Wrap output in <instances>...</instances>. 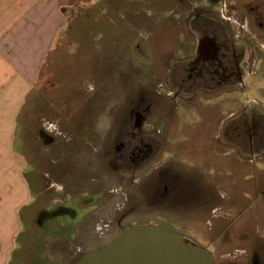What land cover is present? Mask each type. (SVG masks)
Masks as SVG:
<instances>
[{
	"label": "rangeland",
	"instance_id": "obj_1",
	"mask_svg": "<svg viewBox=\"0 0 264 264\" xmlns=\"http://www.w3.org/2000/svg\"><path fill=\"white\" fill-rule=\"evenodd\" d=\"M223 1L98 0L69 9L15 127L11 146L24 162L28 193L18 209L21 227L10 264L17 258V264H82L120 235L113 224L118 219L187 237L206 249L210 264H249L254 252L264 264V157L253 161L248 146L239 148L225 128L244 114L246 98L264 103L258 63L249 66L254 73L244 88L195 91L143 125L151 127L158 150L136 176L168 160L195 175L211 199L199 197L177 211L141 208L123 215L131 188L121 178L126 173L109 161L111 133L126 102L148 90L170 93L171 67L192 56L198 24L211 18L233 30L250 55L259 54L253 48L261 45L262 30L244 5L261 0ZM14 181L2 185L10 191Z\"/></svg>",
	"mask_w": 264,
	"mask_h": 264
},
{
	"label": "flooded vegetation",
	"instance_id": "obj_2",
	"mask_svg": "<svg viewBox=\"0 0 264 264\" xmlns=\"http://www.w3.org/2000/svg\"><path fill=\"white\" fill-rule=\"evenodd\" d=\"M244 10L249 21L259 30L264 29L263 15L257 4L246 3ZM215 23L210 18L197 25L192 56L185 61L174 63L171 67L172 72L167 79L170 93L160 96L156 92L151 94L152 92L148 90L137 101L134 97L129 98L122 112L121 121L112 130L109 161L115 171L122 169L126 173L121 175V178L126 177L133 195V199L130 197L131 194L124 199L128 208L123 215L134 213L141 208L177 211L195 205V199L199 197H206L207 200L212 198L210 193H206L204 188L199 186L195 175L181 170L168 160L169 164H164L163 160L162 164L145 175L136 176L135 171L150 162L154 151L158 150V145L153 147L150 138L151 127L143 126L153 112L165 116L176 99H190L198 90L213 93L222 89L242 88L244 70H250L249 66H254L264 57L261 46L253 48L259 53L254 57L250 55L252 49L247 52L246 43L236 41L233 30L228 32ZM227 122L229 124L225 128L230 131L233 140H238L235 144L239 148L247 145L249 150H255L264 143V118L258 112H244ZM40 136L48 140L45 134L40 133ZM45 144H50V141H46ZM164 154L167 156L166 151ZM121 221L122 219H118L113 223L120 231L130 227L147 226L133 221L121 224ZM260 261L258 253L254 252L249 264H261Z\"/></svg>",
	"mask_w": 264,
	"mask_h": 264
},
{
	"label": "crops",
	"instance_id": "obj_3",
	"mask_svg": "<svg viewBox=\"0 0 264 264\" xmlns=\"http://www.w3.org/2000/svg\"><path fill=\"white\" fill-rule=\"evenodd\" d=\"M96 1L0 0V264H10L14 258L15 236L21 227L17 213L25 193H28L27 184L20 173L24 162L20 155L12 151L11 146L17 119L39 82L46 57L67 24L69 9L91 5ZM259 2L257 6L264 21V0ZM232 13L234 16L238 11L233 10ZM261 33L263 39L260 46L264 53V29ZM257 63L254 67L258 66L261 79L264 80V57ZM253 73L254 70H244L241 83L243 88ZM241 105L245 112L256 111L264 118L263 102L246 98ZM249 152L251 158L257 157H253V161L263 160L264 143ZM8 179H16L10 191L2 185ZM261 230L264 232L263 228ZM260 262L263 264V260Z\"/></svg>",
	"mask_w": 264,
	"mask_h": 264
},
{
	"label": "water",
	"instance_id": "obj_4",
	"mask_svg": "<svg viewBox=\"0 0 264 264\" xmlns=\"http://www.w3.org/2000/svg\"><path fill=\"white\" fill-rule=\"evenodd\" d=\"M82 264H210L193 240L155 227H130L109 245L86 254Z\"/></svg>",
	"mask_w": 264,
	"mask_h": 264
}]
</instances>
